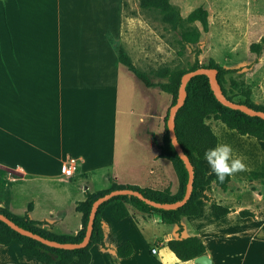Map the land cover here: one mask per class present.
Here are the masks:
<instances>
[{
  "label": "crops",
  "instance_id": "crops-1",
  "mask_svg": "<svg viewBox=\"0 0 264 264\" xmlns=\"http://www.w3.org/2000/svg\"><path fill=\"white\" fill-rule=\"evenodd\" d=\"M119 2L0 0V208L19 219L28 215L41 223L39 229L62 239L81 234L77 206L87 194L107 191L114 182L168 189L172 197L181 192L174 165L160 156L162 144L153 136L170 98L157 108L156 97L167 93L157 94L123 71L112 48V39L123 40L112 24L123 17ZM206 123L218 143L245 158L247 170L232 175L222 190L200 161L211 200L198 199L199 215L183 217L181 229L131 206L132 215L117 221L106 207L105 248L91 247L90 264H197L180 262L167 247L195 236L207 246L211 264H264V141L215 119ZM70 158L78 167L68 177L63 167ZM214 204L232 212L219 217ZM242 211L254 216L242 217ZM127 242L133 254L117 258L114 250ZM0 264L46 263L12 242L0 244Z\"/></svg>",
  "mask_w": 264,
  "mask_h": 264
},
{
  "label": "trees",
  "instance_id": "trees-1",
  "mask_svg": "<svg viewBox=\"0 0 264 264\" xmlns=\"http://www.w3.org/2000/svg\"><path fill=\"white\" fill-rule=\"evenodd\" d=\"M140 5L143 9H156L162 11L164 13V21L168 24L178 25L184 21L179 11L172 5L171 0H140ZM186 21L189 23L200 22L205 32L209 30L208 12L203 7L194 10L188 16ZM199 37L200 35L197 31L184 36L185 40L188 42H198ZM260 45L261 44L258 43L252 44L250 47L251 52L260 55ZM117 56L119 63L126 67V69L132 73L145 88L158 87L160 91L172 96L171 106L165 117V134L163 137V143L160 145V156L170 160L174 165L180 179L181 192L179 196H170V191L168 189L165 191H154L132 186L124 187L114 182L111 189L97 195H91L88 193L86 201L78 204L77 212L83 214V230L81 234L74 239H62L49 234L39 229L37 225H41V223L32 221L28 215L23 219H19L0 208V214L10 219L19 227L50 241L59 243H81L86 234L92 206L99 197L105 194L112 191L128 189L137 191L144 197L161 204L175 203L184 198L189 180V173L184 162L181 160L171 143L167 127L170 109L178 100L181 79L187 72L199 68L216 69L218 72L217 79L219 85L224 95L232 101V98L228 95V92L224 87L225 76L230 73L231 70L219 66L213 60H211L208 65H200L199 62H196L189 70H178L174 72L163 70L159 73V77L161 79H167V81L155 83L147 73L141 71L133 64L126 51L119 49ZM186 90L187 98L185 104L178 111L175 120V132L178 143L194 168L193 192L190 200L184 206L174 210H166L150 206L135 196H116L108 202L100 205L95 217L91 241L86 248L65 250L49 247L35 239L20 235L2 221H0V225L4 228V232H0V244L8 245L12 242H17L21 245L22 253L24 255L36 258L46 264H90L92 261V255L90 252L91 247L98 244L105 248V228L101 220V214L108 206H111L112 218L117 221H122L132 215L130 209L131 206L143 215L157 214L163 223L177 225L180 229L182 228L181 222L183 217L199 215L200 209L197 205L198 199L204 198L205 200H211L205 195V190L210 184V181L207 179L208 174L199 163L204 159L205 151L218 144L217 136L214 134L210 126L207 125L206 121L209 119L221 121L229 129L236 131L241 136H251L260 141H264V120L259 117L248 116L239 110H233L222 105L215 97L209 82V77L205 75H199L192 78L188 83ZM240 104H245L255 110L264 111V107L253 106L248 102H240ZM214 180L219 188L227 190L229 183L232 181V177H226L224 182L220 183L214 175ZM252 189L255 191L258 190L253 186ZM212 210L219 217L226 216L232 212L230 209L218 204H214ZM240 214L242 217L254 216V214L249 211H242ZM167 247L180 262L195 260L198 257L207 255L208 251L203 240L196 236L181 240H171L167 243ZM133 252V247L129 242L124 243L114 250L116 257L120 259L128 258Z\"/></svg>",
  "mask_w": 264,
  "mask_h": 264
},
{
  "label": "rangeland",
  "instance_id": "rangeland-1",
  "mask_svg": "<svg viewBox=\"0 0 264 264\" xmlns=\"http://www.w3.org/2000/svg\"><path fill=\"white\" fill-rule=\"evenodd\" d=\"M119 3L123 17H114L112 24L121 29L115 35L123 40L112 39V48L115 52L126 51L133 64L153 82L167 81L159 77L163 70H189L196 62L208 65L213 60L231 70L225 76L224 87L233 102L264 107V0H171L184 19L178 25L166 23L160 10L143 9L140 0ZM200 7L208 12L207 32L200 22L186 21ZM195 31L200 35L198 42L186 41L184 36ZM255 43L261 44L260 55L250 50ZM154 92L161 93L158 87ZM166 96L156 97L157 108L169 98L172 102V96ZM166 115L154 124L153 136L158 144L163 143ZM0 232H4L2 226Z\"/></svg>",
  "mask_w": 264,
  "mask_h": 264
},
{
  "label": "water",
  "instance_id": "water-1",
  "mask_svg": "<svg viewBox=\"0 0 264 264\" xmlns=\"http://www.w3.org/2000/svg\"><path fill=\"white\" fill-rule=\"evenodd\" d=\"M217 74H218V72L216 69H210V68H199L197 70L190 71V72H187L186 74H184L182 79H181L178 100H177L176 104L171 107L170 112H169L167 127H168V131H169L171 143H172L173 147L175 148L177 154L181 158V160L184 162V164L188 170V173H189V180H188V184H187L186 193H185V196L182 200L177 201L175 203H171V204H161V203L154 202V201L144 197L141 193H139L137 191L128 190V189L112 191L108 194H105V195L99 197L94 202L92 209H91V212H90L89 221H88V225H87V229H86V234H85L84 240L81 243H59V242L47 240V239H45V238H43L37 234H34L28 230H25V229L19 227L18 225L13 223L10 219H8L7 217H5L1 214H0V221H2L4 224L9 226L11 229L16 231L20 235L35 239L38 242H40L46 246L59 248V249H65V250H74V249L86 248L89 245V243L91 241L92 233H93L95 217H96V214L98 212L100 205L104 204L105 202H108L109 200H111L112 198H114L116 196H135L150 206H153L156 208H161V209H166V210H174V209H178V208H181L182 206H184L190 200L192 192H193L194 168H193L189 158L184 153L183 149L180 147V145L178 143V139H177L176 132H175V120H176V115H177L178 111L185 104V101L187 98L186 87H187L188 83L190 82V80L196 76H199V75H205V76L209 77V82L211 84V87H212V90L215 94V97L217 98V100L222 105H224L230 109H233V110H239L248 116L259 117V118L264 120V111L255 110L254 108H251L245 104H240V103L230 101L224 95V93H223V91L219 85V82L217 79ZM195 262L197 264H211L210 258L206 255L196 258Z\"/></svg>",
  "mask_w": 264,
  "mask_h": 264
},
{
  "label": "clouds",
  "instance_id": "clouds-1",
  "mask_svg": "<svg viewBox=\"0 0 264 264\" xmlns=\"http://www.w3.org/2000/svg\"><path fill=\"white\" fill-rule=\"evenodd\" d=\"M244 159L243 156L234 155L232 146L226 143H218L204 153L210 173L214 174L220 183H223L226 177L246 171Z\"/></svg>",
  "mask_w": 264,
  "mask_h": 264
},
{
  "label": "built area",
  "instance_id": "built-area-1",
  "mask_svg": "<svg viewBox=\"0 0 264 264\" xmlns=\"http://www.w3.org/2000/svg\"><path fill=\"white\" fill-rule=\"evenodd\" d=\"M78 167V161L74 158H70L67 161L66 166L63 167V174L65 176L71 177L75 171L77 170ZM152 253L156 254L157 253V248L155 247L154 249H152Z\"/></svg>",
  "mask_w": 264,
  "mask_h": 264
}]
</instances>
